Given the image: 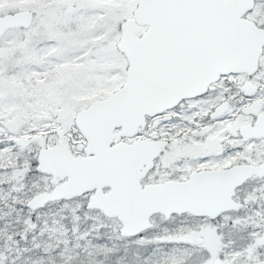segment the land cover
<instances>
[{
    "label": "rangeland",
    "instance_id": "374dc122",
    "mask_svg": "<svg viewBox=\"0 0 264 264\" xmlns=\"http://www.w3.org/2000/svg\"><path fill=\"white\" fill-rule=\"evenodd\" d=\"M136 3L0 0V17L29 4L35 14L31 31L12 28L0 37V184L11 179V196L0 186V200L9 197L11 205V224L0 228V264H264V245L255 242L264 231V179L252 178L237 189L244 202L238 211L216 219L153 215L152 226L135 237H122L116 218L86 209L87 194L36 211L25 206L32 195L53 187L47 175L35 170L46 132L60 121V137L80 150L84 139L74 124L76 112L124 83L127 60L116 43L119 25L131 17ZM246 17L264 27V0H255ZM239 79L231 77L236 83ZM256 85L264 103V68ZM229 90L220 87L217 99ZM211 105L188 102L148 119L141 135L172 142L146 182H162L176 172L168 165L170 152L180 146L207 156L187 170L248 159V145L264 148V141L242 144L237 138L246 121L238 106L232 103L228 117L211 121L206 119ZM217 152L222 156L216 158Z\"/></svg>",
    "mask_w": 264,
    "mask_h": 264
},
{
    "label": "water",
    "instance_id": "95a60500",
    "mask_svg": "<svg viewBox=\"0 0 264 264\" xmlns=\"http://www.w3.org/2000/svg\"><path fill=\"white\" fill-rule=\"evenodd\" d=\"M253 7L254 0H137L131 17L119 25L116 43L127 60L124 83L76 112L84 155L74 156L62 141L38 151L36 169L51 176V182L62 181L31 197L26 207L35 210L90 193L85 208L116 218L122 237L149 229L157 214L216 219L238 210L236 188L253 176L263 177L264 161L199 170L182 181L143 184L167 142L118 140L135 136L147 117L202 94L220 75L253 74L264 45V27L245 16ZM30 19L28 10L1 16L0 35L26 27ZM243 89L252 95L256 87L247 83ZM259 109L258 101L242 108L245 115H257L254 125L241 127L244 139L264 137V112ZM256 243L264 245V231Z\"/></svg>",
    "mask_w": 264,
    "mask_h": 264
},
{
    "label": "flooded vegetation",
    "instance_id": "af4514ba",
    "mask_svg": "<svg viewBox=\"0 0 264 264\" xmlns=\"http://www.w3.org/2000/svg\"><path fill=\"white\" fill-rule=\"evenodd\" d=\"M254 6H255V0H254ZM23 10H28L30 12L31 19H30L29 24L26 27H22V28H25L26 30L29 29V31H31L30 29H32L35 26V19H34L35 18V14H34L33 6L29 4L28 8L23 9ZM246 14H245V16H246ZM15 28H21V27H15ZM2 34L0 35V37L2 36ZM263 52H264V45H263L262 53H261V55L259 57V63H258L257 70L253 74L247 75L245 73H229V74L220 75L218 80L215 83L210 84L207 87V89L205 90V92H203L202 94L197 95L195 97L182 99L181 101H179L171 109L165 110L164 112H162L160 114H157L154 117H156V116L158 117V116H160L163 113H166L168 111H172V110L178 108L182 104H185V103H188V102H194V101H202V100L204 101L205 104L209 103L210 101L212 103L210 109L207 111V118H206V119H210L211 121L222 120V119H225L226 117H228L227 114H228V111L230 110V107H231L232 103L234 105L238 106L239 111L242 113V108L243 107L251 104V102H253V101H258L259 104H260V109H259L258 113L264 112V103L260 99L257 98L258 86L256 85L257 74L260 72L261 69L264 68V66H262L260 64V59H261V57L263 55ZM238 76H241V79H239L240 83L239 82L236 83L235 81H231V77L235 78V77H238ZM233 82H235V83H233ZM247 83H249L252 86L256 87V90L254 91V93L252 95L245 94L246 91H245V89H243V87ZM225 85L228 86L230 90L226 91V92L222 91L221 92L222 93V97L218 100L217 99L218 90L220 89V87L225 86ZM212 99H214V100H212ZM243 116L246 118V121L238 128V135H237L238 136L237 138L241 141V143L242 144H246V143L255 144L258 141H264V137H261V138L249 137L247 139L243 138V135L240 133L241 127L254 125V123H255V121L257 119V115L250 113V114H246V115L243 114ZM150 118H153V117H147L146 118V124H145L144 128L142 130H138V132L135 134V136H133V137H121L118 140V142H123V143H131L132 141H135L137 139H141V140H143V139H147V140H165L167 142L165 147L162 148L161 151L159 152V154L154 158L152 168L147 172L145 177L141 179V182L143 184L150 183V182H146L145 181L146 177L148 176V174L152 170H154L157 166H159V162L161 161V157L163 156L164 152L169 148V146H170V144L172 142L170 138H165V137L160 136V135H158L157 137L156 136L155 137H147V136L141 135V132L147 126V121ZM229 118H231V115H230ZM8 125H9V134L11 135V130H10L11 122H9ZM116 131H117V129H116ZM61 134H62V125H61L60 121H57V123L55 125V129L53 127H51L46 132V134H45V138L46 139H44V142H41V146L39 147L38 151L41 148H54V147H56L59 144V142L62 141L63 143H67L69 145V148L71 149V152H72V154L74 156L84 155L83 146L85 145V141H84V144L80 145V150L77 151V150H74L72 148L74 143L71 144L69 142H64L63 141V139L60 137ZM7 142L9 144H11V141H9V140ZM111 145H113V144H111ZM243 147L244 146H238L239 149H242ZM263 147H264V144H263ZM230 150H234V147L230 148ZM246 150H247L246 153L249 154V158L248 159L246 158V159H242V160H234V161L230 162L228 165H225V166L219 164V165H210V166L197 168L196 170H192V169L187 170V168H189V166H191L192 163L200 162V161H203V160H207V156L206 155L199 156L201 153H198V152H196L195 154L190 153L191 151H185L183 149V147L180 146V147L176 148V150H173L172 152H170L171 155H172V162L168 165V168H171V167H175L176 168L177 167V170H176V172H173L172 175L166 177L163 181H166V180L182 181V180L187 179L188 176L192 172L199 171V170L216 169V168L225 169V168H229V167H231L233 165H237V164H259V163H262L264 161V148L262 150H260V148L257 150V149L254 148V146L248 145ZM38 151H37V154H38ZM214 156L217 158L218 156H222V153L217 152L216 155H214ZM230 160H233V157H231ZM36 167H37V155H36ZM36 167H35V170L37 172H39L36 169ZM161 168L163 169L165 167L161 166ZM39 173H41V172H39ZM41 174L47 175L45 173H41ZM47 176L50 178V182H51V176H49V175H47ZM252 178H257V177L253 176ZM252 178H250V179H252ZM250 179H248V180H250ZM257 179H264V176L261 177V178H257ZM61 181L62 180L56 178L55 181L51 182V183L54 186V185L60 184ZM0 186H1V190L2 191L10 194V196H11V179L7 180V182L1 183ZM238 188H236L235 195H234L233 198H234L235 201L240 203V208L238 209V210H240L244 206V202L240 201L237 198V189ZM50 190H44V191H40V192H48ZM103 190L107 191L106 188H104ZM40 192H37L36 194H38ZM36 194H34V195H36ZM86 194L88 196L90 195V193H86ZM34 195H32L31 197H33ZM88 196H87V199H88ZM59 201H62V200H59ZM26 202H25V206H26ZM55 202H58V201H55ZM52 203H54V202H52ZM48 204H46V205H48ZM44 207L38 208V209H35V210H31V209H29L27 207L26 208L29 209L30 211H36V210L43 209ZM238 210H236V211H238ZM229 212H231V211H229ZM8 223L11 224V205H10L9 197H7L5 200H0V228L4 230L5 228H7V226H5V225L8 224ZM1 240L2 239H0V241ZM255 242H256V239H255ZM7 245L11 246V239H10L9 242H7Z\"/></svg>",
    "mask_w": 264,
    "mask_h": 264
},
{
    "label": "trees",
    "instance_id": "16d2710c",
    "mask_svg": "<svg viewBox=\"0 0 264 264\" xmlns=\"http://www.w3.org/2000/svg\"><path fill=\"white\" fill-rule=\"evenodd\" d=\"M16 29H19V30H21V31H24V30H26L25 28H16Z\"/></svg>",
    "mask_w": 264,
    "mask_h": 264
}]
</instances>
